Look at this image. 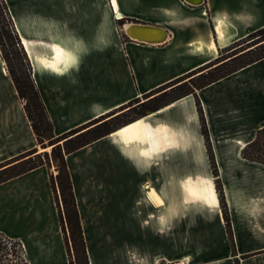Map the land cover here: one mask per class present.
Returning <instances> with one entry per match:
<instances>
[{"label": "crops", "instance_id": "1", "mask_svg": "<svg viewBox=\"0 0 264 264\" xmlns=\"http://www.w3.org/2000/svg\"><path fill=\"white\" fill-rule=\"evenodd\" d=\"M4 2L21 44L25 38L43 48L28 57L35 85L40 64L66 72L63 97L44 102L56 136L205 66L264 26V0H115L116 8L111 0H66V25H75L74 33L66 29V39L34 43L31 25L55 24L54 1ZM119 22L154 25L164 39L133 40L118 30ZM52 43L63 50L56 66L48 62ZM81 57L90 70L72 78L70 65ZM195 94L232 242L195 98L188 94L133 120L138 125L124 137L114 130L65 154L89 264L92 249L106 250L105 264H264V164L241 154L264 128V57ZM34 147L22 109L0 117V164ZM0 233L21 243L26 264H69L46 164L0 183ZM105 236L143 238L145 246L120 249L121 242L105 244Z\"/></svg>", "mask_w": 264, "mask_h": 264}, {"label": "trees", "instance_id": "2", "mask_svg": "<svg viewBox=\"0 0 264 264\" xmlns=\"http://www.w3.org/2000/svg\"><path fill=\"white\" fill-rule=\"evenodd\" d=\"M0 8L2 11L7 9L4 0H0ZM5 33L10 36L9 31H5ZM1 36L3 37V33H1ZM263 57L264 26L250 32L245 37L226 46L214 60L207 63L205 66L150 91L149 93L143 95L144 98L142 99L139 97L131 99L125 105H122L119 108L103 115H99L87 123L72 128L57 136L53 132L52 122L37 89L34 87L30 78L28 79L27 77V83L31 90L30 99H32L30 101L28 98V100L30 104H33L38 112V122L34 120L32 113H30V110L28 109L29 103L24 105V111L30 122V127L35 135L36 143L40 145L41 148H47L48 146L51 147L50 155L52 162L55 163L57 171L55 175L50 173V182L56 201L58 194L60 207L57 201V209L61 229L64 231L65 222L69 229V240L72 244V251L74 255L73 259L69 258V264H89V260L86 252L85 240L78 218V210L75 203L70 175L65 161V154L72 152L114 130L119 129L123 125L130 124L134 122L133 120L139 119L140 117L151 113L182 96L193 94L200 115L201 131L206 140V148L210 159L211 169L214 176L216 177L218 176V172L209 145L208 132L202 115L200 102L197 95L195 94V91L196 89H199L202 86L207 85L219 78L225 77ZM196 79H199L200 81L195 82ZM16 88L18 90V95L24 97L21 87L18 85ZM175 91H177L175 94L168 96L171 92ZM131 111L134 112V115H128V113ZM125 115L126 117L121 119V117ZM261 133H264V128L258 130L255 139L242 149L241 154L244 158L264 164V159L258 158L248 153L250 149L259 144ZM41 156L48 159V151L43 150L39 152V148L37 149L34 147L33 149L13 159H10L6 163L0 164V183L39 165L46 164L48 166L49 162L46 160L43 161ZM215 188L218 192L221 212L228 238L232 242L230 218L226 208L223 191L218 180L215 182ZM6 238L7 237L5 235L0 233V242L3 243L4 240H10L9 238ZM63 238L66 251L69 253L70 249L68 247L66 235L64 236L63 234ZM15 243L18 247L21 244L18 240H15ZM20 253L24 257L23 248L21 245ZM23 263H27L25 258Z\"/></svg>", "mask_w": 264, "mask_h": 264}, {"label": "rangeland", "instance_id": "3", "mask_svg": "<svg viewBox=\"0 0 264 264\" xmlns=\"http://www.w3.org/2000/svg\"><path fill=\"white\" fill-rule=\"evenodd\" d=\"M53 1H54L53 8H54V11L56 12L55 24L54 25H31L32 31L35 30L36 34L31 33L28 35V38L32 40L34 43L38 41L48 42L51 40H55L58 36H62L63 39H66V33H67L66 29L70 30L72 34L74 33V29L76 28V26L66 25V0H53ZM60 14L62 15L60 16ZM116 16H117V13H116ZM118 24L119 25H116V27L118 28V30L121 31L124 25H121L120 22ZM5 31H9L10 36H8L7 33H5ZM1 33H3V37L1 36ZM18 34H19L18 30H15V27L13 25L8 9H6L5 11H2L0 8V117H3L6 113L12 114L14 117L18 116L19 111H21L22 109L24 118L27 120L28 124L30 125V122L24 111V105L26 103H29L28 109L30 110V113H32L34 120L36 122H38L39 117H38L37 110L35 109L33 104H30L28 100V98L29 99L31 98V90L27 83V77L28 79L30 78L34 87L37 89L41 97V100L45 106L44 102L51 100L54 96L56 98L63 97L62 87L66 86V72L63 74V72L60 73L58 71L53 70L52 68L48 66H43L41 64L38 65L40 68V77H39V86H38L40 88H38L35 85L34 79L32 77V66H31L30 60L27 56V53L22 47L23 45L21 44V41H20L21 39ZM71 61L73 62L74 60L73 58L71 59L70 57V63ZM70 67H71V70L74 71L72 72V75H71L72 78L73 77L78 78V71L80 72L84 68H86L87 70L88 69L90 70L89 62L84 57L79 58V60L75 62V65L72 64L70 65ZM199 81H200L199 79H196L195 82H199ZM18 85L19 87H21V91L24 97L18 95V90L16 88V86L18 87ZM52 92L56 94L53 95ZM176 92L177 91L171 92L168 96H172ZM142 98H144V96H141L140 99ZM31 100L32 99H30V101ZM128 115H134V112L131 111L128 113ZM125 117L126 115L121 117V119H124ZM38 146H39L38 148L40 152L44 150V148H41L40 145ZM50 151H51V147L48 150V159L42 156H41V159L43 161L46 160L47 162H49L48 168L50 170V173L52 175H55L57 169L55 167V163L52 162ZM248 153L250 155L264 159V133L260 134L259 144L253 147L252 149H250ZM216 180L220 182V179L218 178V176L215 177V182ZM220 185L222 188L221 182H220ZM57 201H58V194H57ZM57 201H56V206H57ZM58 204H59V201H58ZM59 207H60V204H59ZM103 222L106 224L107 223L109 224L111 221H103ZM64 225H65L64 231L62 229L61 230L64 236L66 235V240L68 243V247L70 249L69 251L70 254L67 252V256L69 260V258L73 259L74 255L72 251V244L70 243V240H69V229H68V226L65 224V222H64ZM106 229L111 230L110 227L107 228V225H106ZM102 239H103V242L107 245H111L112 243L110 242H113V241H115V243L121 242L120 249H123L124 247L128 248V247L136 246L134 248H137L140 250L141 248H144L145 246L143 244L145 239L143 238H130L126 236H122V237L121 236H116V237L105 236V237H102ZM20 245L18 247L14 239H10L8 241L4 240L3 243L0 242V264H25L23 263L24 257L20 253ZM233 251L234 249H233V244H232V252ZM91 256L93 258L94 264H105L109 255L107 254L105 249H101V250L92 249ZM245 256L247 255H242V257H245ZM235 264H239V261L235 260Z\"/></svg>", "mask_w": 264, "mask_h": 264}, {"label": "bare ground", "instance_id": "4", "mask_svg": "<svg viewBox=\"0 0 264 264\" xmlns=\"http://www.w3.org/2000/svg\"><path fill=\"white\" fill-rule=\"evenodd\" d=\"M111 1L113 3L114 8H116L115 0H111ZM189 1H191L193 3H199L201 0H189ZM116 13H117L116 17L120 18L121 17L120 12L116 11ZM219 26L220 25L218 24L216 26V29H217L218 33L220 34L222 31L219 29ZM14 27H15V25H14ZM123 29H124V33H127L128 36L133 38V40L136 39V40H140L141 42L142 41L147 42V43L161 42V41H163L164 36H165V31L157 28L154 25L129 22L127 24H124ZM15 30H17L16 27H15ZM22 45H23L22 47L25 50V52L27 53L28 57L32 58V59L35 57V55L37 53H39L40 49L43 50V48L40 44L30 43L25 38H22ZM38 48H39V50H38ZM211 48L214 49V44H211ZM48 51L52 55L48 59V62L54 66L58 65L60 63V60L62 59L63 50L56 43H52L48 47ZM138 123L139 122H135V123H130V124L121 126L118 129L120 135L122 137H124V134L129 132L133 126L138 125ZM49 147L50 146H48L47 148H49ZM176 264H181V262L176 263Z\"/></svg>", "mask_w": 264, "mask_h": 264}, {"label": "built area", "instance_id": "5", "mask_svg": "<svg viewBox=\"0 0 264 264\" xmlns=\"http://www.w3.org/2000/svg\"><path fill=\"white\" fill-rule=\"evenodd\" d=\"M113 15H114V19H115V20H119V19H120V18H117V17H116V11H114ZM21 246H22V245H21ZM158 264H170V263L160 262V263H158ZM173 264H176V263H173Z\"/></svg>", "mask_w": 264, "mask_h": 264}, {"label": "water", "instance_id": "6", "mask_svg": "<svg viewBox=\"0 0 264 264\" xmlns=\"http://www.w3.org/2000/svg\"><path fill=\"white\" fill-rule=\"evenodd\" d=\"M123 28V27H122ZM157 28H159V27H157ZM159 29H161V28H159ZM124 30V29H123ZM161 30H163V29H161ZM127 34V33H126ZM130 37V36H129ZM140 41V40H139Z\"/></svg>", "mask_w": 264, "mask_h": 264}]
</instances>
